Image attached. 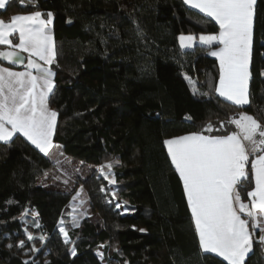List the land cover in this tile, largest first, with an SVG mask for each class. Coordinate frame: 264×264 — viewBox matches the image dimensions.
I'll use <instances>...</instances> for the list:
<instances>
[{
    "label": "trees",
    "instance_id": "16d2710c",
    "mask_svg": "<svg viewBox=\"0 0 264 264\" xmlns=\"http://www.w3.org/2000/svg\"><path fill=\"white\" fill-rule=\"evenodd\" d=\"M34 2L38 7L11 0L0 19L53 13L56 87L49 106L57 126L47 156L20 134L0 142V264H227L201 251L163 142L189 133L228 135L234 132L228 121L242 112L264 124V0L254 6L244 106L214 91L219 64L207 46L180 47L181 34L219 29L184 0ZM251 187L239 189L243 202ZM78 189L88 214L73 227L68 203ZM259 235L257 229L245 264H264ZM22 240L25 247H16Z\"/></svg>",
    "mask_w": 264,
    "mask_h": 264
},
{
    "label": "snow or ice",
    "instance_id": "6c2138e0",
    "mask_svg": "<svg viewBox=\"0 0 264 264\" xmlns=\"http://www.w3.org/2000/svg\"><path fill=\"white\" fill-rule=\"evenodd\" d=\"M10 2L0 0V9ZM28 2L38 7L34 0ZM20 3L25 5V0ZM184 3L211 17L219 25V32L200 35L198 40L192 35H181L180 47L192 49L196 43L208 46V55L219 61V82L214 91L236 106L249 105L256 0H184ZM52 22V12L43 18L40 11L12 15L9 21L0 20V45H8L11 49L0 51V58L12 64H23L27 59L26 68L29 69L13 72L0 68V142H10L14 134L20 133L46 156L54 146L52 137L58 115L49 107L56 87L55 74L50 67L57 56L49 27ZM16 33L19 42L13 44L10 37ZM213 44L218 45L215 50H211ZM21 53L28 56L23 57ZM33 57L49 67L37 63ZM31 70L38 74L34 75ZM261 75L264 76V71ZM228 122L235 124L239 132L220 136L191 133L166 139L163 143L182 181L201 251L215 253L227 264H245V258L253 251L257 229L259 242L264 244V124L245 113ZM221 127H224L223 123ZM208 130L211 131V127ZM257 152L260 154L256 155ZM250 155L255 158L250 160ZM249 164L250 172L246 169ZM104 167L110 171L112 164ZM101 174L104 175L103 169ZM105 179L109 176L105 175ZM251 181L255 187L248 191L249 202L245 203L239 189ZM109 183L114 184L115 179H109ZM116 207L121 206L116 204ZM83 215L81 213V217ZM72 224L79 227V219L73 216ZM58 227L64 243H70L63 221ZM44 239L40 237L41 242ZM33 240L32 234L28 233L27 241ZM25 243L22 240L16 247L24 248ZM31 251L39 249L33 247ZM70 251L72 256L76 255L74 248Z\"/></svg>",
    "mask_w": 264,
    "mask_h": 264
},
{
    "label": "rangeland",
    "instance_id": "374dc122",
    "mask_svg": "<svg viewBox=\"0 0 264 264\" xmlns=\"http://www.w3.org/2000/svg\"><path fill=\"white\" fill-rule=\"evenodd\" d=\"M218 31H219V29H218ZM218 31L217 32H215V33H200V34H181V35H185V36H187V35H192L193 37H195V39L196 40H198V38H199V36L200 35H214V34H217L218 33ZM180 35V36H181ZM179 36V37H180ZM179 37H178V42H179V45H180V41H179ZM196 44H198V43H196ZM195 44V45H196ZM213 45H216V44H213ZM218 47V45H216V46H211V50H215L216 48ZM208 51H209V49H208ZM216 58V57H215ZM218 63H219V61H218ZM218 82H219V80H218ZM242 113H244V112H242ZM246 114V113H245ZM248 115V114H247ZM240 116V115H239ZM239 116L237 117V118H235V119H239ZM234 132H239V129H237V127L235 126V124H234ZM233 133V132H232ZM191 134V133H190ZM231 134V133H230ZM185 135H187V134H185ZM203 135H205V136H214V135H212V134H208V133H203ZM178 137V136H177ZM172 138H174V137H172ZM168 139H171V138H168ZM246 145L248 144V142L247 141H245L244 142ZM167 149V148H166ZM260 153L259 152H257L256 153V155H259ZM255 158V155H250L249 156V159L251 160V159H254ZM251 183H252V187H251V189L249 190V191H251L254 187H255V184H254V181H251ZM79 193V195H77ZM73 197H76V199L74 200L73 199ZM248 202H249V199H248ZM248 202H245V203H248ZM68 209H69V217L71 218V220H72V218H73V216H75V217H77L78 219H79V221L84 217V216H86L87 214H88V210H87V204H86V197H85V195H84V193H82L81 192V190L80 189H78L77 191H76V193L71 197V199H70V201H69V203H68ZM191 212V211H190ZM81 213H84V215H83V217H81ZM242 215V218H246V217H244L243 216V214H241ZM222 258V257H221Z\"/></svg>",
    "mask_w": 264,
    "mask_h": 264
},
{
    "label": "crops",
    "instance_id": "0c3cea01",
    "mask_svg": "<svg viewBox=\"0 0 264 264\" xmlns=\"http://www.w3.org/2000/svg\"><path fill=\"white\" fill-rule=\"evenodd\" d=\"M34 12V11H33ZM30 13H32V12H28V13H21V14H30ZM43 14V13H42ZM46 14L47 13H45V14H43V18H46ZM16 15V14H15ZM0 20H2V19H0ZM5 21V20H4ZM6 21H9V20H6ZM52 24H53V22H52ZM52 24L49 26L50 28H51V32H52ZM219 32V31H218ZM52 35H53V33H52ZM10 39H12V41H13V44H16V43H18L19 42V38H18V33H16V34H14L12 37H10ZM53 39H54V37H53ZM0 46H4V47H9L8 45H0ZM212 46H216V45H212ZM208 47V46H207ZM208 49H209V47H208ZM25 54V56L27 57L28 56V54L27 53H24ZM33 59L34 60H36V62L37 63H39V64H41V65H44V62L43 61H41V60H39L38 58H36V57H33ZM219 64V63H218ZM26 65H27V59H26V61H25V63H24V65L22 66V67H20V68H16V67H12V66H9V65H7V64H4V63H2L1 61H0V68H8L10 71H13V72H24V71H27V70H29V69H27L26 68ZM44 67H49L48 65H44ZM32 72H33V74L34 75H37L38 73H36V71L35 70H31ZM219 80V79H218ZM50 107V106H49ZM50 109L51 110H53L51 107H50ZM10 127V126H9ZM16 134H20V133H16ZM190 134V133H189ZM201 134V133H200ZM15 135V134H14ZM22 137H24L22 134H20ZM183 136V135H182ZM25 138V137H24ZM26 139V138H25ZM27 140V139H26ZM28 141V140H27ZM28 142H30V141H28ZM31 143V142H30ZM52 143H53V137H52ZM33 145V144H32ZM34 146V145H33ZM52 148V147H51ZM50 148V149H51ZM50 149H49V151H50ZM39 150V149H38Z\"/></svg>",
    "mask_w": 264,
    "mask_h": 264
},
{
    "label": "water",
    "instance_id": "95a60500",
    "mask_svg": "<svg viewBox=\"0 0 264 264\" xmlns=\"http://www.w3.org/2000/svg\"><path fill=\"white\" fill-rule=\"evenodd\" d=\"M8 50H11V49L9 47H5V48L1 49L0 51H8ZM21 56L26 57L24 53H21ZM0 61L4 62L5 64H7L9 66L20 68L24 65L26 59L24 60L23 64H12V63H9L7 60H4L2 58H0Z\"/></svg>",
    "mask_w": 264,
    "mask_h": 264
}]
</instances>
